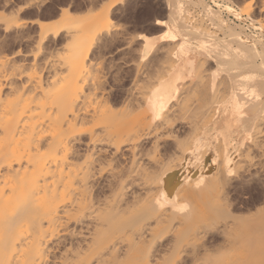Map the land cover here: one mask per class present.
Masks as SVG:
<instances>
[{
  "label": "bare ground",
  "instance_id": "bare-ground-1",
  "mask_svg": "<svg viewBox=\"0 0 264 264\" xmlns=\"http://www.w3.org/2000/svg\"><path fill=\"white\" fill-rule=\"evenodd\" d=\"M194 1L171 0L176 8L167 2L166 19L155 20L157 27L165 26L161 38L170 45L160 47L159 57L164 59H158L160 66L154 64L157 73L161 69L151 84L157 68L150 67L155 72L149 86L145 83L150 71L143 69V76L148 74L143 82L137 57L150 58L146 56L159 48L156 38L139 35L142 41L135 50L139 56L132 52L137 57L128 62L119 52L136 39L121 28H106L112 8L121 0L84 17L62 9L59 24L39 23L42 30L28 60L15 66L13 56L0 57V264H215L213 254L222 256L221 264L227 256V264H264V204L254 214L251 209L238 214L219 196L236 186L239 172L258 176L255 157L264 155V98L255 91L247 95L230 91L227 79L223 91L217 71L203 68L216 62L217 55L201 54L185 39L175 43L184 29L195 31L186 20ZM260 3L259 12L264 13V1ZM253 7L243 13L253 15ZM226 10L240 17L230 5ZM9 22L2 23V31L10 30ZM19 24L15 31L22 29ZM229 31L230 41L241 39ZM117 37L121 42L113 53L107 50L106 59L104 52L93 54V47L112 48ZM58 38L64 40L59 46ZM49 39L54 51L44 47ZM254 53L264 67V53L256 49ZM233 54L222 48L217 58L225 57L227 66L255 67L241 64ZM121 64L133 70L126 85L119 79ZM215 79H220L218 86ZM189 97L198 100L191 109L185 106ZM219 115L228 128L229 115H237L245 133L252 123L249 146L245 143L243 151V143L230 148L219 132L223 139L217 138L220 142L207 155L211 161H206L207 149L197 143L201 132L194 133L200 119L209 123ZM184 128L198 130L190 134L185 130L183 137L178 131ZM165 141L172 144L167 151ZM215 193L224 204L215 201ZM262 199L264 203V193ZM208 250L210 257L204 254Z\"/></svg>",
  "mask_w": 264,
  "mask_h": 264
},
{
  "label": "rangeland",
  "instance_id": "rangeland-1",
  "mask_svg": "<svg viewBox=\"0 0 264 264\" xmlns=\"http://www.w3.org/2000/svg\"><path fill=\"white\" fill-rule=\"evenodd\" d=\"M110 1H112V0H41V1H39V0H37L36 2H35V0H0V19L1 20H3V22L0 20V26H2L3 24L2 23H4V22H9V20H10V22L12 23H10L9 22V24H11L10 25V30H8V31H6V32H4V31H2L1 30V28H0V57L1 56H3V55H11V56H13V58H12V60H11V62L12 61H14L12 64L13 65H15V64H20L22 61H25V60H28L29 58H30V53H31V51L34 49V46L35 45H33L34 43L36 44V40H38V37L40 36V30H42V28L40 29V26H39V23H41L42 25H50V26H53V25H55L56 23L57 24H59V20H60V22H61V19L63 18V16L64 15H61V14H63V13H61L60 11L63 9V11L64 10H67L68 11V13H70V14H72V15H74V16H77V17H81V16H85V15H87V14H94V13H98V12H101L107 5H108V3L110 2ZM193 1V0H192ZM198 1V2H197ZM264 0H196V1H194V3H190V7H189V11H190V13H192V14H190L189 13V16H191V18H187L186 20L187 21H189L190 23H193V24H191L192 26H193V29L195 30V31H186L185 29H184V32H182L181 34H180V36H181V38H183V39H186L187 41H188V43L190 44V46H191V49H195V47H198L200 50H198L197 48L195 49V51H199L201 54H205V53H208V56L209 55H211V56H216V62L214 61V63L215 64H217L216 66H218V68H219V66H221V68H219L220 70H221V73H222V75H221V77H220V75H219V78L221 79H218V80H220V81H218L219 83H220V85H219V88L220 89H222L223 91L225 90V82H227V84H226V86L227 87H230V84H231V82L232 83H236V86H235V88L237 89V91L238 92H240V90H241V93L243 94V95H247V93H252L253 91H255L257 94H258V97H260V95H261V97L260 98H264V85L262 84V82H264V67H261L260 66V62H261V56L260 55H257V54H255L254 53V50L256 49V50H258V51H260V52H262V53H264V49H262V48H264V13H263V11H261V12H259V8L258 7H260V2H263ZM26 2H28L27 4H26ZM92 2V3H91ZM167 2H170V7H171V9H173L174 10V8H176L175 7V5H173V3L171 2V0H121V2L120 3H117L113 8H112V10H111V12H110V16H109V20H108V22L106 23V28L107 29H109V30H114V29H119V28H121L120 29V31H122V32H124L126 35L127 34H129L130 36H134V38L136 39V42L135 43H133V44H131L128 48H130V49H128V48H126V49H124L122 52H119V56L122 54V56H124L125 58H127L126 60L129 62V61H131V59H132V62H133V56H134V59L137 57V55H136V57H135V53L136 54H138L139 52H136L139 48H140V43H141V40L139 41L138 40V36L139 35H141V34H144V35H150V34H158V33H160L161 31H162V29H164V25H159L158 27H157V25H154L155 24V20H157V19H160V20H162V19H164L165 17H166V4H167ZM256 2V3H255ZM25 3V4H24ZM91 3V4H90ZM199 3H201V4H199ZM216 3V4H215ZM231 3V4H230ZM90 4V5H89ZM195 4V5H194ZM197 4H198V6H197ZM255 4H259L258 6H256ZM226 5L228 6V5H230V6H232L235 10H236V12H240V17H241V19H240V17H234L235 15H232V14H228L227 13V10H226ZM92 6V7H91ZM249 6H251V7H253V13H251V14H253V15H250V14H245V13H243V11H245V9L247 8V7H249ZM20 7H21V10L19 11V9H20ZM90 9H92V12L91 11H89ZM210 11V12H209ZM88 12V13H87ZM213 12V13H212ZM216 12V13H215ZM61 13V14H60ZM207 13V14H206ZM15 14V15H14ZM212 14V15H211ZM214 14V15H213ZM215 14H216V16H215ZM1 15H3V17L1 16ZM211 15V16H210ZM217 15H219L218 17H217ZM260 15V16H259ZM7 16V17H6ZM209 16V17H208ZM13 17V18H12ZM61 17V18H60ZM10 18V19H9ZM210 18V19H209ZM219 18V19H218ZM243 18V19H242ZM245 18V19H244ZM16 19V20H15ZM196 19V20H195ZM204 19V20H203ZM220 19H222V20H220ZM224 19V20H223ZM234 19L235 20H238V21H240V22H242V23H245L246 21H249V24H251V25H242L241 23H237V22H235L234 21ZM5 20V21H4ZM22 20V21H21ZM37 20V21H36ZM193 20V21H192ZM195 20V21H194ZM202 22H201V21ZM220 20V21H219ZM13 21V22H12ZM199 21V22H198ZM225 21V22H224ZM33 22V23H32ZM211 22H213V23H211ZM21 24V26H22V29H21V27H20V30L19 31H21V32H19V31H15L17 28L15 27V24L17 25V24ZM203 23V24H202ZM209 23V24H208ZM221 23V24H220ZM226 23V24H225ZM19 24V25H20ZM218 24V25H217ZM231 24V25H230ZM203 25V26H202ZM212 25V26H211ZM253 25V26H252ZM205 26V27H204ZM224 26H225V29H224ZM227 26V27H226ZM248 27H252L253 28V31H247L246 29L248 28ZM255 27V28H254ZM14 28V29H13ZM16 28V29H15ZM122 28H123V30H122ZM156 30H155V29ZM205 28V29H204ZM231 28V29H230ZM44 29V28H43ZM207 29V30H206ZM197 30V31H196ZM198 30L200 31V30H202L203 32L202 33H199L198 32ZM229 30H232L233 32H235L241 39L240 40H238L237 38L235 39V38H233V41H230V40H232L230 37L232 36V34H231V32L229 31ZM127 31V32H126ZM2 33V34H1ZM18 33V34H17ZM22 34V35H20V34ZM39 33V34H38ZM123 33V34H124ZM189 33V34H188ZM239 33H241V34H239ZM200 34V35H199ZM129 35H127V36H129ZM185 35V36H184ZM209 35V36H208ZM15 36V37H14ZM17 36H19V38L17 37ZM22 36H23V39H22ZM197 36V37H196ZM204 38H203V37ZM215 38H214V37ZM216 36H217V39H216ZM230 36V37H229ZM14 37V38H13ZM30 37V38H29ZM201 37V38H200ZM17 38V39H16ZM61 38V37H60ZM203 38V39H202ZM212 38H214V41L212 40ZM219 38V39H218ZM243 38V39H242ZM262 39L261 41H260V39ZM15 39V40H14ZM25 39V40H24ZM120 39V37H117V40L115 39V41H114V43H112L113 44V47L111 48V44H109V45H111V46H109L108 44L107 45H105L107 48H104L102 45H97V46H102L103 48H104V51H103V48L101 47V49L99 48H97V47H93L94 49H93V54L96 52V51H98V52H96L97 54H99L100 52H104L105 54H103V53H100V55L101 54H103V55H105V57H104V59H106V57L108 56V54L110 53H108L107 54V50L108 51H111V53H113L114 52V50L116 49V48H118V46H119V44L120 43H118V42H121V40H119ZM196 41H195V40ZM208 39V40H207ZM252 41H251V40ZM254 39V40H253ZM21 40V41H20ZM59 40V41H58ZM58 42H56V44H57V46H59L61 43H62V41L64 42V40H63V38L62 39H59L58 38ZM200 40H202V42H200ZM206 40V41H205ZM242 40V41H241ZM243 40H244V42H243ZM34 41V42H33ZM191 43H190V42ZM260 41V42H259ZM137 42L139 43V45H137ZM200 42V43H199ZM262 42V43H261ZM211 44L213 47H212V50L210 49V48H207V47H205L204 46V44ZM239 43V44H238ZM59 44V45H58ZM160 45H158L157 47H159V48H156L155 49V51H154V53L152 54V56L150 57V58H148V59H146V60H141V59H139V57H137V62L140 64V66L142 65H144V67H140V74L139 75H141V76H139L138 75V77H139V79H141V78H143V77H145V78H143V82H144V80L146 81V75H148L149 73V75L150 76H147V79H148V81L145 83L146 85H148V83H149V78H152L153 77V73L156 71V75H155V73H154V77L152 78V80L150 81V84L151 83H154L157 79H158V77H157V75H158V73L160 72V69H161V67H160V69H159V72L157 73V71H158V66H160V64L159 63H161V62H159L160 60H162V58L164 59V57H159V56H161V55H163V52H161L160 54H159V52L158 51H160V47H163L166 43L165 42H161V43H159ZM237 44V45H236ZM246 44V45H245ZM254 44H255V47H254ZM162 45V46H161ZM168 45V44H167ZM243 45V46H242ZM50 46H53V49H52V47H50ZM94 46H96V44H94ZM109 46V47H108ZM137 46H139V47H137ZM166 46V45H165ZM203 46V47H202ZM228 48H226V47ZM44 47L46 48V49H48L49 48V51H54L55 50V46L53 45V42L49 39V40H45L44 41ZM136 48V49H134V48ZM218 49H217V48ZM250 47V48H249ZM32 48V49H31ZM58 48V47H57ZM56 48V49H57ZM95 48H97L98 50H96ZM109 48V49H108ZM133 48V49H132ZM166 48V47H165ZM168 48V47H167ZM173 48V47H172ZM222 48L224 49V50H226L227 52H229V53H231V55L233 54V56L234 55H236V56H238V57H236V56H234V57H236L237 58V60L241 63V64H244V63H251V64H255L254 66L255 67H252V68H249V70H248V68H244V67H242V66H240V65H238V66H235L234 67V65H226V60L227 59H225V57L224 58H217L218 57V53H220L221 51H222ZM246 50H245V49ZM51 49V50H50ZM231 51H230V50ZM31 50V51H30ZM102 50V51H101ZM105 50H106V52H105ZM136 50V51H135ZM170 50V49H169ZM18 51H19V53H18ZM100 51V52H99ZM113 51V52H112ZM139 51V50H138ZM158 53H157V52ZM213 51V52H212ZM218 51V52H217ZM16 52H17V54H16ZM25 52V53H24ZM29 52V53H28ZM132 52H135V53H132ZM217 52V53H216ZM250 52V53H249ZM94 54L95 56H97V54ZM211 53H213V54H211ZM238 53H239V55H238ZM28 54H29V56H28ZM131 54V55H130ZM170 54V53H169ZM216 54V55H215ZM127 55H129V56H127ZM256 55V56H255ZM26 56V58H24ZM131 56V57H130ZM138 56H139V54H138ZM155 56V57H154ZM241 56V57H240ZM247 58H246V57ZM15 57V58H14ZM130 59H129V58ZM202 57V56H201ZM243 57H244V59H243ZM249 57H250V61H249ZM155 58H157L156 60H154ZM159 58H161L160 60H158ZM14 59V60H13ZM125 60V61H126ZM154 61L153 63H151L152 61ZM220 60V61H219ZM246 60V61H245ZM259 60V61H258ZM126 61V62H127ZM144 63H143V62ZM148 61V62H147ZM244 61V62H243ZM127 62V63H128ZM151 64H150V63ZM131 63V62H130ZM130 63H128V64H130ZM141 63H143V64H141ZM148 63V66L146 65ZM150 64V65H149ZM154 64H156V65H158V66H154ZM256 64H257V67H256ZM126 64H123V66H122V64H121V67H120V71H119V73L121 74V76L124 74L125 75V79H123L124 78V75L121 77V76H119L120 74L118 73V76H119V79L122 81V83H124V85H126V84H128V83H126V81L128 80V82H129V79L128 78H130V80H131V78L133 77V75L131 76V77H129L130 76V74H133V70L132 69H130L131 68V65H128V68H129V70H128V68H127V65L125 66ZM207 65V64H206ZM206 65L205 66H203V68H205L206 67ZM15 66H17V65H15ZM125 66V67H124ZM146 66H147V68H146ZM258 66H259V69H258ZM150 67H152V68H157V69H155V71H154V69H152V68H150V69H152L153 70V72H152V70H150L149 68ZM224 67V68H223ZM238 68V69H237ZM240 68H242V69H240ZM257 68V69H256ZM143 69L146 71V69H147V72H148V70L150 71V72H148V74L146 73L144 76H143V73H144V71H143ZM235 69H237L236 71H235ZM255 69V70H254ZM121 70H123V71H121ZM131 70H132V72H131ZM259 72H258V71ZM125 71V72H124ZM256 71V72H255ZM263 71V72H262ZM127 72V73H126ZM128 72H129V74H128ZM142 72V73H141ZM235 72V73H234ZM248 74H247V73ZM238 73V74H237ZM262 73V74H261ZM129 76H128V75ZM152 74V75H151ZM244 74V75H243ZM247 74V75H246ZM249 74H250V76H249ZM251 74H253V75H251ZM260 74L262 75V76H260ZM241 75V76H240ZM259 75V76H258ZM127 76V77H126ZM159 76V75H158ZM224 78H223V77ZM243 76V77H242ZM141 77V78H140ZM236 77V78H235ZM237 77H238V79H237ZM251 77V78H250ZM253 77V78H252ZM259 77V78H258ZM261 77H263V78H261ZM127 78V79H126ZM244 78H246L245 80H243ZM123 79V80H122ZM225 80V79H227V81L225 80V81H223L224 82V84H223V82H221L222 80ZM249 79V80H248ZM257 79H260L261 80V84H260V80H258L257 81ZM217 80V79H216ZM251 80H252V82H251ZM256 80V81H255ZM154 81V82H153ZM237 81H238V83H237ZM138 82H140V80H138ZM137 82V83H138ZM142 82V79H141V83L142 84H144ZM240 82V83H239ZM242 82V83H241ZM244 82V83H243ZM247 82V83H246ZM256 84H255V83ZM126 83V84H125ZM141 83H139L140 85H141ZM138 84V85H139ZM149 84V85H150ZM259 84H260V86H259ZM146 85H144V86H146ZM148 85V86H149ZM224 85V86H223ZM245 85V86H244ZM141 87V86H140ZM147 87V86H146ZM146 87H143V85H142V88H146ZM222 87V88H221ZM223 87H224V89H223ZM227 87H226V89H227ZM245 87V88H244ZM263 87V88H262ZM242 88H243V90H242ZM246 88L248 89V90H246ZM261 88V89H260ZM236 89H234V90H236ZM260 90V91H259ZM259 92V93H258ZM262 92V93H261ZM116 93V97L119 95V91H116L115 92ZM192 96V95H191ZM190 96V97H191ZM249 96V95H248ZM189 97V98H190ZM193 98H195L194 96H193ZM193 98H190V99H192V100H190V99H188V102H187V98L185 99L186 100V104H185V106H191V104L192 103H194V101H195V105H196V102L198 101H196L195 99H193ZM262 100H264V99H262ZM183 101V100H182ZM181 101V102H182ZM191 101H193V102H191ZM180 102V104L181 105H183L182 103ZM190 102V103H189ZM189 103V104H188ZM172 104H173V101H172ZM188 104V105H187ZM193 105V104H192ZM194 105V106H195ZM184 107V106H183ZM189 107L187 108V109H189ZM193 107V106H192ZM186 108V107H185ZM185 108H183V109H185ZM182 109V110H183ZM190 109H191V107H190ZM249 111V110H248ZM190 114H192L191 112H189ZM186 115H188V114H186ZM193 115V114H192ZM193 117H195V116H193ZM193 117H191V118H193ZM196 118H198V117H196ZM175 119H177V118H175ZM195 119V118H194ZM200 119V117L197 119V120H199ZM196 120V121H197ZM202 122V124H203V122H204V124L203 125H201V126H199V125H197V126H199V127H197L198 129H199V131H196V130H198V129H195L194 130V132L196 131V133L197 132H201V130H202V128L208 123V120H202L201 121ZM251 121L249 120L248 121V123H250ZM198 124V123H197ZM251 125H252V123H250L249 124V128H247V132L245 133V140H244V143L242 144V147L240 148V150L241 151H243V150H245L246 148H247V146H244L245 145V143H247V139H248V136H249V133L251 132L250 131V127H251ZM196 133H194L195 135H198V133L196 134ZM264 138V137H263ZM246 141V142H245ZM165 142H167L166 143V151H167V148H168V150L170 149V148H172V144H171V142L170 141H165ZM264 142V141H263ZM169 144V145H168ZM246 145H248L249 146V144L247 143ZM264 146V145H263ZM165 149L163 148V149H161V151L163 150V152L162 153H164V152H166L165 151ZM256 151V150H255ZM254 151V152H255ZM257 153H258V151H256L254 154H255V156H257ZM260 153H258V156L257 157H255V163H256V166H258V167H256V169H258V170H256V169H254V170H256V174L258 175L257 176V178L260 180H257V178H256V175L253 173L252 175H251V173H249V174H243L244 172L242 171V173H240L239 172V181L238 182H236L237 184H239V185H237L236 184V190L234 189L235 187H231L230 189H228V191L227 192H224V193H219V196L221 197V199H222V201H224V202H228V203H230L231 204V209H233L234 211H233V213L235 212V211H237L236 213H238V214H243L244 212H246V213H248V211L249 212H252V214H254L255 212H256V210H257V208L258 207H260V206H262L263 207V199H262V197H263V193H264V176L262 177L261 175H263V174H261V173H264V155H259ZM207 155H205V157H206ZM263 159H262V158ZM207 159H208V157H206ZM257 159H258V162H257ZM207 161V160H206ZM261 163H263V164H261ZM253 170V169H252ZM250 172H251V170H250ZM258 172V173H257ZM243 174V175H242ZM249 175V177H247ZM253 175H255V176H253ZM245 176V177H247V178H243V177ZM253 177V178H252ZM244 179V180H241V179ZM247 179V180H246ZM255 179V180H254ZM241 181V182H240ZM258 182V183H257ZM259 182H261V184H259ZM242 183V184H241ZM255 184H257V185H255ZM259 184V185H258ZM261 185V186H260ZM257 186H259V187H257ZM238 188V189H237ZM233 191H232V190ZM255 191H254V190ZM262 189V190H261ZM260 190L261 192H262V194H260V193H257L258 191ZM235 191V192H234ZM254 191V192H253ZM217 192V191H216ZM237 192V193H236ZM212 193H214V192H212ZM211 193V194H212ZM218 193V192H217ZM217 193H215V194H213V196H214V198L216 199H214L218 204L220 203L218 200H217V198L218 197H216L217 196ZM229 193V194H228ZM256 193V194H255ZM225 194V195H224ZM262 195V197H260ZM223 196V197H222ZM224 197H226V199L224 198ZM256 197V198H255ZM225 200H224V199ZM230 198V202H229V199ZM253 198H254V200H253ZM221 199H220V201H221ZM233 199H234V201H233ZM228 200V201H227ZM233 201V202H232ZM242 203V204H241ZM221 204H224V203H220V205ZM241 205V206H240ZM233 207V208H232ZM261 207V208H262ZM243 208H245L244 210H243ZM259 209V208H258ZM248 210V211H247ZM245 214V213H244ZM251 214V213H250ZM218 247V246H217ZM217 247H214V248H216V249H218ZM221 247H223V246H220V248ZM225 247L226 246H224L223 248L225 249ZM211 249L212 250V252L215 250L216 251V249ZM219 248V249H220ZM229 247L227 246V249H228ZM224 249H223V251H224ZM230 250H232L231 248H229ZM210 250V251H211ZM221 253H222V251L221 250H219ZM228 250H226V252H227ZM234 250H232V253H234L233 252ZM209 252V250L207 251V252H205L204 254H207ZM212 252H210V254L212 253ZM219 252V254L221 255V253ZM214 253H216V255L218 254V252H214ZM229 253H231V252H229ZM213 254V253H212ZM223 254V253H222ZM208 256H209V254H207ZM214 255V254H213ZM213 255H211L212 256V259H214V261L215 262H212L213 260L210 258L209 259V257L208 256H206L212 263H215V264H221V261H223L222 260V256H217V258L215 257H213ZM224 255V254H223ZM229 255V254H228ZM229 256H231V254L229 255ZM204 257V256H203ZM227 258H228V256H227ZM227 258L226 257H224V259L225 260H227ZM220 259H221V261H220ZM219 262H218V261ZM224 260V264H227L226 262L229 260H227V261H225ZM209 262V261H208ZM218 262V263H217ZM229 262V261H228ZM210 263V262H209Z\"/></svg>",
  "mask_w": 264,
  "mask_h": 264
},
{
  "label": "crops",
  "instance_id": "crops-1",
  "mask_svg": "<svg viewBox=\"0 0 264 264\" xmlns=\"http://www.w3.org/2000/svg\"><path fill=\"white\" fill-rule=\"evenodd\" d=\"M166 19V17L164 18V20ZM164 29H162V31H163ZM162 31L160 32V33H158V34H150V35H152V36H154L155 38H156V41H157V45H159V42L161 43V42H163L164 40L161 38V35H162ZM178 40L177 41H175V43L176 42H178L179 40H182L183 38H181V36L179 35L178 36ZM141 41H142V39H140ZM184 40V39H183ZM186 40V39H185ZM165 42V41H164ZM200 42H202V40H200ZM167 43V42H166ZM173 42H171V44H172ZM174 43V44H175ZM173 44V45H174ZM170 44H168V46H169ZM205 45V44H204ZM207 46H205V47H207V48H212L213 46L211 45V44H206ZM167 46V45H166ZM153 53V52H152ZM152 53L150 54L151 56H152ZM191 53H193L192 51H191ZM150 55H147L146 57H151ZM209 63H211V64H209ZM208 63V65L205 67V70L207 71V72H209V73H211V70H216L217 71V73H218V78H219V74H220V77H221V75H222V73H221V70H219V68L215 65V63H213V62H209ZM215 65V67H213ZM212 66V67H211ZM218 69H217V68ZM209 68H211V69H209ZM218 81V79L216 80L215 79V85L216 86H218L216 83H218L217 82ZM234 86V87H233ZM235 86H236V83H232L231 82V84H230V87H228V89H230V91H233L234 89H236L235 88ZM219 87V86H218ZM232 87V88H231ZM233 89V90H232ZM204 116H205V114H204ZM201 118H204V117H201ZM238 117H237V115H229V117H228V121H229V123H230V126H229V128L228 127H226V126H224V124H223V122H222V117L219 115V116H217V117H214L213 119H211L210 120V122L209 123H207L203 128H202V130H201V133H200V135L198 136V139H199V142H197L199 145L198 146H201V147H204L205 149H207V153H206V155H211L212 154V149L214 148V146H216V144L218 145V143L220 142L219 141V139H223V137L221 138L220 137V134H219V132H221V133H224V135H225V138H226V140L228 141V143H230L231 145H230V148H232V147H235V146H238V145H241L242 143H244V140H245V132H241V124H243V123H240V125L238 124ZM201 121H202V119H200ZM237 120V121H236ZM202 124V122H200L199 121V124ZM231 123H234V124H232L231 125ZM198 124V125H199ZM217 125V126H216ZM201 126V125H200ZM226 128V129H225ZM209 130V131H207V130ZM237 129H239V130H237ZM185 130L188 132H190V133H193V131H194V129H193V131L192 130H190L189 128H184V129H180L178 132H179V135H181V136H183V137H186L187 136V133L185 132ZM183 131V132H182ZM192 131V132H191ZM204 131V132H203ZM216 131H218V132H216ZM188 132V133H189ZM180 133H182V134H180ZM186 134L185 136H184V134ZM189 133V134H190ZM217 133V134H216ZM240 133H242V134H240ZM236 134V135H235ZM239 134V135H238ZM201 136V137H200ZM242 136V137H241ZM219 137V139H217ZM216 141V142H215ZM214 142H215V144H214ZM218 142V143H217ZM208 157V156H207ZM207 161H211V158L210 157H208V159H207Z\"/></svg>",
  "mask_w": 264,
  "mask_h": 264
},
{
  "label": "built area",
  "instance_id": "built-area-1",
  "mask_svg": "<svg viewBox=\"0 0 264 264\" xmlns=\"http://www.w3.org/2000/svg\"><path fill=\"white\" fill-rule=\"evenodd\" d=\"M234 21L235 22H237V23H241L242 25L244 24V25H249V21H246L245 23H242V22H240V21H238V20H235L234 19ZM247 31H253V28L252 27H248L247 29H246Z\"/></svg>",
  "mask_w": 264,
  "mask_h": 264
}]
</instances>
